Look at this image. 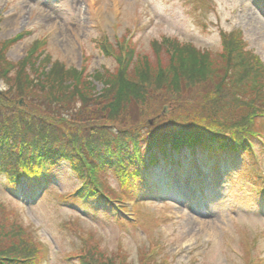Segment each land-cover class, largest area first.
I'll return each instance as SVG.
<instances>
[{"label": "trees", "instance_id": "obj_1", "mask_svg": "<svg viewBox=\"0 0 264 264\" xmlns=\"http://www.w3.org/2000/svg\"><path fill=\"white\" fill-rule=\"evenodd\" d=\"M183 1L205 29L209 23L199 13L215 12L212 2ZM129 33L94 39V48L114 65L91 74L87 58L80 69L67 67L50 60L37 40L20 60L8 61L6 50L23 33L0 42V177L9 189L51 168L77 185L74 197L79 192V199L85 191L98 190L111 197L143 195L153 189L141 168L159 157L172 158L173 151L195 147L213 157L240 150L251 159V144L263 147L258 136L264 139V65L239 30L220 28L217 49L159 34L150 39L149 55L133 48ZM131 179L135 188L130 189ZM253 197L256 203L262 200L259 191ZM140 209L137 223L149 228L152 221ZM74 217L61 228L79 244L60 252L62 264H129L126 257L117 261L122 245L106 252L96 232L82 229ZM30 226L19 205L0 195V264H42V244ZM241 245L244 264H262L255 240L244 238ZM138 253L140 262L145 250Z\"/></svg>", "mask_w": 264, "mask_h": 264}, {"label": "rangeland", "instance_id": "obj_2", "mask_svg": "<svg viewBox=\"0 0 264 264\" xmlns=\"http://www.w3.org/2000/svg\"><path fill=\"white\" fill-rule=\"evenodd\" d=\"M210 1L215 12L199 13L209 23L204 29L191 5H185L183 0H0V42L23 31L24 37L6 50L8 61L20 60L31 42L40 39L44 40V52L50 60L57 59L67 67L80 69L87 58L86 72L91 74L101 66L113 67V62L94 48V39L102 34L112 40L114 33L126 34L136 25L131 35L135 50L149 55L150 39L159 34L175 36L196 47L217 49L220 28L238 29L247 47L264 63V9L261 8L264 0ZM116 18L118 28L113 30ZM231 162L228 171L240 164L237 160ZM158 165L155 167L159 169H151L150 178L162 183V166ZM260 168L264 175V160ZM259 176L254 178L260 179ZM2 180L0 177L3 197ZM227 180L218 190L211 188V200L200 205L192 203L189 171L184 172V177L173 171L171 188L164 191L166 202L141 205L140 214L152 221L149 228L138 223L120 228L101 215L78 219V226L92 228L106 252H114L122 245L124 251L120 252L119 263L126 257L125 263L139 264L138 249L146 251L155 242L151 249L154 263L164 260L165 264H244L240 247L244 238H248L255 240L264 264V219L259 205L254 203L242 181L230 189ZM110 182L113 186L117 183ZM69 189V185L63 186V191ZM20 196L27 197L24 191ZM55 201L47 194L37 204H19L22 219L33 231L37 230L35 240L42 244L39 245L42 264H62L60 252L71 251L79 244L76 237L61 228L69 219L76 220L75 215Z\"/></svg>", "mask_w": 264, "mask_h": 264}, {"label": "bare ground", "instance_id": "obj_3", "mask_svg": "<svg viewBox=\"0 0 264 264\" xmlns=\"http://www.w3.org/2000/svg\"><path fill=\"white\" fill-rule=\"evenodd\" d=\"M20 45H22V44H20ZM18 50H19V49H18ZM18 50H17V51H18Z\"/></svg>", "mask_w": 264, "mask_h": 264}]
</instances>
